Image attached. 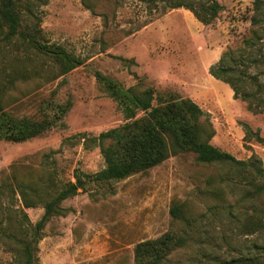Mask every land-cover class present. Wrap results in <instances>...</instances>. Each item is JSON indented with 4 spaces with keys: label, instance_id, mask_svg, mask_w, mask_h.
<instances>
[{
    "label": "rangeland",
    "instance_id": "374dc122",
    "mask_svg": "<svg viewBox=\"0 0 264 264\" xmlns=\"http://www.w3.org/2000/svg\"><path fill=\"white\" fill-rule=\"evenodd\" d=\"M30 1L23 25L34 27L31 33L40 42L61 45L83 63L60 75L50 56L25 43L2 47L0 75L14 76L6 112L38 120L53 114L56 104L71 100V107L62 123L41 136L0 140V183L13 165L29 177L51 174V194L77 176L81 182L36 242L33 228L42 204L25 208L18 194L4 188L0 264H23V243L29 240L34 264H135L139 242L181 231L170 213L180 203L195 221L187 244L163 264H226L255 254L264 261V110H249L229 84L209 72L223 52L236 50L260 60L247 70L260 73L264 82V0L256 24H251L254 0H217L224 8L210 24L185 7L138 0ZM13 69L21 72L12 74ZM99 75L124 87L152 86L156 93L169 90L192 100L212 128L209 142L247 165L205 164L181 152L122 180L86 177L104 167L100 147L90 139L126 121L102 90Z\"/></svg>",
    "mask_w": 264,
    "mask_h": 264
},
{
    "label": "trees",
    "instance_id": "16d2710c",
    "mask_svg": "<svg viewBox=\"0 0 264 264\" xmlns=\"http://www.w3.org/2000/svg\"><path fill=\"white\" fill-rule=\"evenodd\" d=\"M138 1L147 5L161 3L164 8L170 9L185 7L203 24L212 23L224 8L217 0ZM261 5V0H254L255 15L252 16L251 24L260 20L256 14L260 12ZM24 14H31L30 0H0V53L3 46L25 43L50 56L57 64L60 75H65L83 63L81 57L69 53L61 45L40 42L31 33L34 27L23 25ZM245 43L248 51L251 44L248 40ZM244 58L243 55L238 56L236 50L223 52L218 62L209 67V72L229 84L233 96L246 101L249 110L261 112L264 110V82L259 78L260 73L253 74L247 70L248 66H258L260 60L246 57L248 61L245 62ZM19 72L12 70V74ZM13 80L11 73L0 75V140L24 142L62 123L71 107V100L62 105L56 104L53 114L38 120L16 118L6 112V106L13 100L8 92ZM98 81L104 93L117 103L126 121L90 139L100 147L104 167L93 174H85L86 177L98 182L122 180L159 165L171 155L181 152H192L198 162L205 164L247 165L209 142L213 135L212 128L207 121L202 120L203 111L192 100L169 90L156 93L152 86L124 87L105 75H99ZM139 112L142 115L137 116ZM248 165L256 174H261L260 167L252 162ZM16 170L17 166L13 165L9 178L0 183V193L8 188L11 195H19L25 208L42 204L44 212L33 228V239L36 242L45 224L61 212V202L77 192L81 178L77 176V181H68L59 191L51 194L55 187L51 174L29 177L27 173L18 174ZM45 196L50 197L44 199ZM170 213L182 225L181 231L170 230L157 238L139 242L135 247V264H163L174 251L187 244L195 217L187 214L184 203L173 205ZM23 259V264H34L30 240L23 243ZM226 264H264V261L260 255L255 254L229 260Z\"/></svg>",
    "mask_w": 264,
    "mask_h": 264
}]
</instances>
